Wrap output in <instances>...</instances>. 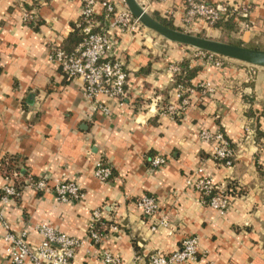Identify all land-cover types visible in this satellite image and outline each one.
Returning a JSON list of instances; mask_svg holds the SVG:
<instances>
[{
	"label": "crops",
	"instance_id": "1",
	"mask_svg": "<svg viewBox=\"0 0 264 264\" xmlns=\"http://www.w3.org/2000/svg\"><path fill=\"white\" fill-rule=\"evenodd\" d=\"M35 1L0 0V164L8 156L20 157L30 176H47L52 189L60 181H76L84 196L64 203L53 191L29 185L19 202L3 203L0 264H11L6 233L28 229L30 242L37 244L42 237L35 226L40 224L85 241L70 264H104V251L118 255L121 264H149L150 253L174 252L188 236L200 241L194 264H264V66L228 58L217 67L192 57L189 47L155 37L150 29L123 31L110 25L116 55L129 75L128 96L123 102L100 96L110 113H95L91 122L83 82L68 79L50 58L51 49L62 46L73 31L83 1L38 0L41 6L32 10L41 17L37 29L25 21L26 5ZM103 1L95 6L98 19L105 14ZM111 1L127 7L124 0ZM182 1L161 0L150 4L148 12L165 18L174 11L175 18L168 20L179 27ZM206 1L249 5L253 27L237 34L238 40L264 37V0ZM205 31L220 37L218 27ZM186 59L200 69L189 105L172 117L160 106L171 88L172 66ZM201 84L211 87L209 94ZM174 91L170 89L169 102ZM217 128L236 151L231 167L216 163L211 145L199 139L202 129ZM156 155L166 156V164L153 167ZM99 159L113 166L110 181L94 174ZM199 169L221 187L236 186L224 214L188 184ZM6 183L0 174V192ZM143 195L160 200L159 214H168V226L151 231L136 204ZM102 208L112 226L100 245H93L87 231L93 212Z\"/></svg>",
	"mask_w": 264,
	"mask_h": 264
},
{
	"label": "built area",
	"instance_id": "2",
	"mask_svg": "<svg viewBox=\"0 0 264 264\" xmlns=\"http://www.w3.org/2000/svg\"><path fill=\"white\" fill-rule=\"evenodd\" d=\"M82 1L81 16L76 24L82 26L85 33L84 39L75 47L72 53H66L61 46L53 47L50 58L60 66L61 71L68 79L77 78L83 82L84 96L91 102L87 119L93 122L95 113L102 112L107 115L110 113L105 103L100 101V96H105L117 102H123L128 96L129 75L124 60L116 55L117 42L110 35V25L120 27L123 31L134 32L145 30L146 27L132 15L127 7L119 8L111 0L103 1L104 18L110 24L102 26L95 19V6L98 0ZM158 1L161 0H144L141 1L140 5L148 11L150 4ZM177 10L181 12L178 28L185 32L201 33L208 28L216 27L218 22L226 21L231 17L242 31L250 30L253 27L252 21L249 20L250 6L245 3L216 5L206 0H183ZM174 13V11L167 13L165 18H175ZM35 17L34 12H27L25 21L34 20ZM195 50V58L217 67H222L227 59L202 50ZM172 71L174 76L175 73L180 71V65H173ZM199 88L208 94L212 90L210 86L209 89L206 88L205 84H201ZM193 91L191 88L178 86L174 91L173 99L168 105L160 106V110L172 117L180 116L189 105V98H183V95L189 92L190 97ZM199 139L203 143L211 145V157L216 163L228 167L234 165L236 151L221 128L214 131L202 129L199 133ZM167 160L164 155H156L151 159V165L156 168L162 167ZM202 173V169H199L196 175L188 180V184L202 196H211L212 193L208 204L224 214L229 209L236 192L215 184L210 177ZM94 174L101 180L110 181L114 177V169L108 162L99 159L95 163ZM27 181H30V186L37 191H53L57 198L64 203L81 200L84 196L78 183L73 180L60 181L53 189L50 187L47 176L40 177L38 181L31 178H28ZM1 192L0 207L3 203L16 200V197L20 195L12 182L8 180ZM136 204L142 211L143 216L150 221L151 231L157 232L160 227L169 225L168 214H159L161 202L157 197L143 195L137 199ZM104 213L102 208L95 210L92 214L86 237L93 245H100L102 241L103 235L99 231L98 224L103 219ZM1 218L2 214L0 213ZM35 228L42 237L37 244L30 242V230L28 229H24L19 234L6 233L4 237L8 243L6 253L11 264H70L74 260L77 250L85 242L47 224L36 225ZM199 247V238L188 236L174 252L164 253L161 250H156L150 253L148 257L149 264H194L200 253ZM136 258L141 259L139 256ZM102 261L104 264H121L122 262L118 255H112L108 251L102 253Z\"/></svg>",
	"mask_w": 264,
	"mask_h": 264
},
{
	"label": "trees",
	"instance_id": "3",
	"mask_svg": "<svg viewBox=\"0 0 264 264\" xmlns=\"http://www.w3.org/2000/svg\"><path fill=\"white\" fill-rule=\"evenodd\" d=\"M49 1V0H47ZM41 6V3L37 0L33 3V5H26V9L28 12H32L34 9H38ZM157 20L162 22L163 24L176 28L181 30L180 28L176 27L171 20H168L166 18H163L157 13L152 14ZM95 19L97 21L101 22V25L103 26L105 24V18L104 16L100 19H98L95 16ZM41 23V17L37 16L34 20L27 21V24L30 25L33 28H38L37 26ZM216 27H219L223 30L224 33V39L225 41L231 42L229 36L232 30L236 29L238 25L234 22L233 17L229 18L226 21H220L216 24ZM85 33L83 32L82 26H77V24H73V31L70 33V35L67 37V39L62 44V48L66 51V53H72L75 49V47L84 39ZM238 45H244L243 42L238 41ZM183 46V45H182ZM228 59V58H227ZM200 67H190L189 66V60H184L180 64V71L175 73L172 77L171 82V88L176 89L178 86L188 88V89H194V85L192 84V80L196 77L198 70ZM2 66L0 65V74L2 72ZM168 89V92H166V98L164 100V105H168L169 103V93L170 89ZM187 97L189 98V92L185 93L183 95V98ZM0 174L7 178L8 181H11L12 184L15 186L16 190L20 192V195L16 197V200L19 202L20 197L22 195L23 189L31 184L30 181H27L28 178H31L34 181H38V177L30 176L27 167L25 166L24 159L16 156H8L6 157L2 163L0 164ZM115 175V170H114ZM229 189L236 192V186L231 184L229 186ZM42 192V191H40ZM3 194V192H1ZM212 196V193H211ZM210 195L203 196V200L205 203H209ZM99 231L101 235H105L110 231V228L112 226V223L104 220V218L101 220V222L98 224ZM138 250V248H137Z\"/></svg>",
	"mask_w": 264,
	"mask_h": 264
},
{
	"label": "water",
	"instance_id": "4",
	"mask_svg": "<svg viewBox=\"0 0 264 264\" xmlns=\"http://www.w3.org/2000/svg\"><path fill=\"white\" fill-rule=\"evenodd\" d=\"M124 1L128 10L135 18L140 21L144 27L156 32L161 37L170 42L193 47L198 50L225 58L234 59L247 64L264 66L263 49L212 39L169 27L157 20L151 13L146 11L140 5L138 0Z\"/></svg>",
	"mask_w": 264,
	"mask_h": 264
},
{
	"label": "rangeland",
	"instance_id": "5",
	"mask_svg": "<svg viewBox=\"0 0 264 264\" xmlns=\"http://www.w3.org/2000/svg\"><path fill=\"white\" fill-rule=\"evenodd\" d=\"M214 28H216V27H214ZM219 29H220V32H221L219 38L209 37L208 36V32L205 31V30L202 31L201 33L195 32L193 34H198L200 36H205V37H209V38H212V39H217V40L225 41V40H223L224 39L223 30L221 28H219ZM149 31H151V30H149ZM152 33H156V32L153 31ZM241 33H242V30L239 28V26L236 29L232 30V32L230 33V36H229L231 42L237 43L238 41H240V40H238L239 38H238V35L237 34H241ZM155 35H156L155 37H160L161 40H163V41L166 40L165 38L161 37L157 33ZM225 42H228V41H225ZM244 46L252 47V48H259V49H263L264 50V37L256 38V39H254V40H252V41H250L248 43H244ZM186 47H189V46H186ZM189 49H190L189 50L190 54L192 55V57H194L195 56L194 53L196 52V50H195L196 48L189 47Z\"/></svg>",
	"mask_w": 264,
	"mask_h": 264
}]
</instances>
